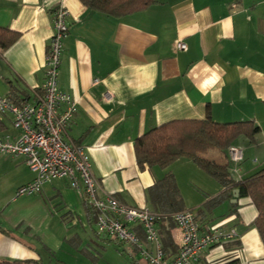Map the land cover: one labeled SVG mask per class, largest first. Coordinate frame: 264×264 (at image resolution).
<instances>
[{
	"label": "crops",
	"instance_id": "crops-1",
	"mask_svg": "<svg viewBox=\"0 0 264 264\" xmlns=\"http://www.w3.org/2000/svg\"><path fill=\"white\" fill-rule=\"evenodd\" d=\"M58 3L69 11L58 85L77 104L65 138L85 147L98 194L154 211L148 189L172 173L182 210L194 213L200 231L220 227L237 233L205 250L195 264H264L261 236L250 226L257 216L250 197L218 199L224 187L189 158L166 168H141L134 152L137 137L170 120H251L260 131L253 142H235L244 160L231 176L241 180L264 167V0H160L120 18L80 0H0V27L17 33L0 52V95L16 104L33 102L41 92ZM178 41L186 47L176 48ZM16 134L11 116L4 115L0 136ZM206 156L228 162L227 153L216 149ZM33 177L23 156L0 153V197L5 203L26 198L9 211L0 207V227L7 231H0V258L42 261L43 251L44 264H99L109 251L128 264H147L136 246L95 233V210L67 179L13 199ZM128 225L144 247L151 246L138 223ZM156 226L171 259L180 229L171 217Z\"/></svg>",
	"mask_w": 264,
	"mask_h": 264
},
{
	"label": "built area",
	"instance_id": "built-area-1",
	"mask_svg": "<svg viewBox=\"0 0 264 264\" xmlns=\"http://www.w3.org/2000/svg\"><path fill=\"white\" fill-rule=\"evenodd\" d=\"M68 9L61 3L52 8V33L45 57L44 82L33 102L16 104L0 95V120L9 114L17 130L14 138L0 136V153L23 156L33 173L31 181L22 184L13 199L41 191L42 186L54 179H67L70 186L83 193L96 212L95 233L119 242L134 245L147 264H195L211 246L233 239L234 229L220 227L200 231L194 213L180 210L170 215L181 232L177 253L168 259L162 248L157 223L167 215L149 208L130 207L120 203L111 194H98L100 184L92 174L85 147L65 138L67 127L77 111L75 99L58 85V74L63 41L68 33ZM183 42L176 48L184 49ZM96 82V80H95ZM104 99H112L111 92ZM230 169L239 173L244 160L243 149L231 144L226 149ZM138 223L150 247H144L128 223Z\"/></svg>",
	"mask_w": 264,
	"mask_h": 264
},
{
	"label": "trees",
	"instance_id": "trees-1",
	"mask_svg": "<svg viewBox=\"0 0 264 264\" xmlns=\"http://www.w3.org/2000/svg\"><path fill=\"white\" fill-rule=\"evenodd\" d=\"M80 1L92 10L116 18L160 2V0ZM16 38L17 33L0 27V52L9 47ZM8 100L16 103L11 98ZM259 131V126L251 120L231 123H218L210 118L170 120L137 137L134 140V152L141 168L145 165L166 168L179 158H189L224 187L218 199L230 198L234 189H238L239 196L250 197L257 209V216L250 226L258 230L264 245V167L241 180H235L231 176L229 162L210 159L206 156L210 149L226 152L227 147L235 144L239 137H245L253 142ZM148 194L156 212L170 217L172 213L182 210V197L172 173H167L157 180L148 189ZM232 207L234 208L235 204H232ZM0 231L7 233L2 227ZM0 264L44 263L34 259L0 258Z\"/></svg>",
	"mask_w": 264,
	"mask_h": 264
},
{
	"label": "rangeland",
	"instance_id": "rangeland-1",
	"mask_svg": "<svg viewBox=\"0 0 264 264\" xmlns=\"http://www.w3.org/2000/svg\"><path fill=\"white\" fill-rule=\"evenodd\" d=\"M26 198H19L16 201H12L9 200V202L5 203L4 200L0 197V203H4L3 206H0L2 208L6 207V211L11 210L12 208H14L15 206L21 204V202L23 200H25ZM116 245V243H114ZM117 246V245H116ZM41 253V252H40ZM59 257L62 259V253H59ZM40 258L42 259V261H48V255L47 253H44L42 251ZM39 259V258H38ZM46 259V260H45ZM89 263V262H88ZM54 264V263H52ZM99 264H128L127 261L125 259H123L121 256L117 255V254H112L111 252H106L104 254V260L102 262H100Z\"/></svg>",
	"mask_w": 264,
	"mask_h": 264
},
{
	"label": "water",
	"instance_id": "water-1",
	"mask_svg": "<svg viewBox=\"0 0 264 264\" xmlns=\"http://www.w3.org/2000/svg\"><path fill=\"white\" fill-rule=\"evenodd\" d=\"M237 196H238V189H234L233 190V202L236 201Z\"/></svg>",
	"mask_w": 264,
	"mask_h": 264
}]
</instances>
